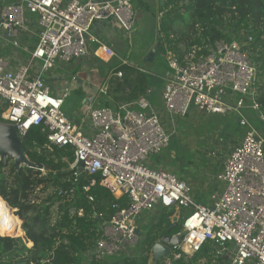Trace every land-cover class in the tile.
Wrapping results in <instances>:
<instances>
[{
  "label": "built area",
  "instance_id": "1",
  "mask_svg": "<svg viewBox=\"0 0 264 264\" xmlns=\"http://www.w3.org/2000/svg\"><path fill=\"white\" fill-rule=\"evenodd\" d=\"M160 17L158 12L157 20ZM30 19L39 33L29 58L12 70L0 57V124L13 126L21 140L36 128L45 135L47 147H70L74 156L70 169L77 170L81 164L73 183L78 174H87L92 179L85 192L98 184L115 199L127 200V206L102 226L93 255L99 259L129 253L137 245L136 220L142 213L183 208L192 211L175 233L182 236L180 243L167 244V255L148 264H174L210 242L220 264H264V132L244 116L250 112L264 125V114L255 101L259 72L252 37L217 41L206 54L195 57L193 52L184 64L166 54L169 73L160 93L161 112L146 97H139L111 107L89 106L85 116L74 122L63 110L66 91L52 95L42 75L56 62L85 59L92 44L99 45L101 59H111L113 52L100 43L92 28L95 23L113 21L125 34H132L135 14L131 0L0 3V44L19 48L18 34L27 29ZM35 62L40 64L39 71L31 74ZM112 75L122 76L119 71ZM106 91V86L99 89L102 95ZM193 111L233 114L245 130L239 141L234 139L229 146L222 170L215 176L221 192L212 194L207 205L195 201L190 185L176 173L147 162L168 148L172 136L160 115L166 114L171 121ZM72 193L73 188L58 191L66 198Z\"/></svg>",
  "mask_w": 264,
  "mask_h": 264
},
{
  "label": "trees",
  "instance_id": "2",
  "mask_svg": "<svg viewBox=\"0 0 264 264\" xmlns=\"http://www.w3.org/2000/svg\"><path fill=\"white\" fill-rule=\"evenodd\" d=\"M160 1L157 8L161 17L157 20L156 35L158 55L163 59L169 53L184 64L193 52L195 57L206 54L217 41L229 43L252 37L255 58L262 63V77L255 85V101L264 114V0ZM97 68L98 86L106 83L107 89L105 95H100L105 99V103L98 104L102 107L148 97L154 81L158 80L148 71L129 64L114 63L106 69L103 66ZM118 71L121 78L115 75L107 78L108 74ZM75 94L83 97L81 90H76ZM237 128L239 131L238 123ZM22 145L32 165L23 166L17 172L12 160L0 163V199L10 208L17 209L25 232L19 231L15 236L0 235V264L149 263L151 247L161 241L172 225L176 210L157 208L156 220L150 228L147 231L137 228V245L131 250L134 255L126 252L97 259L93 252L95 243L101 238L102 226L118 209L127 206V200L115 199L98 184L85 192L84 188L92 179L87 174H78L73 183L77 172L70 169L73 150L47 147L45 135L39 129H31L24 136ZM71 188L73 193L69 198L58 195L60 189ZM114 204L118 208H113ZM179 230L180 226H177L173 232ZM28 243H31L30 247ZM214 251V244L206 243L192 257L184 256L174 264H220L214 258Z\"/></svg>",
  "mask_w": 264,
  "mask_h": 264
},
{
  "label": "rangeland",
  "instance_id": "3",
  "mask_svg": "<svg viewBox=\"0 0 264 264\" xmlns=\"http://www.w3.org/2000/svg\"><path fill=\"white\" fill-rule=\"evenodd\" d=\"M8 2H11V0H6V3ZM148 5L149 6H147V8L149 9L150 14H143L142 20L137 23L139 26V31L134 37V40H137L136 43H133L130 46L125 41H122L124 46H122L120 49H116L118 51V55L122 59L129 60L136 66L138 65L139 67L146 70L151 69L156 74L168 73L169 71L166 68L165 61L161 56L156 55L153 57L154 59L151 62L146 61L144 54L145 49L141 50L140 48L142 39L144 42L150 43L155 36L157 43V18L155 17L156 19H153L151 17V15H154L156 7L152 2H148ZM132 9L134 11L133 6ZM0 57H3V53H0ZM261 65L262 63L260 61L255 60V66L259 72L258 79L262 77ZM109 66L110 65H106L103 67L106 69ZM97 67L101 66L97 65L93 60L83 62L73 60L67 64L56 62L54 67L49 72L44 74L46 86L50 88L51 94L53 95L55 93L56 86H59L60 90H63L65 86L73 89L72 84H76V79L80 81L79 85L81 87V91L86 90L90 95L91 93H94L97 88H103V85L98 86L99 80L95 74L98 71ZM51 75L54 77V79L50 78ZM158 82L159 80L154 81L153 83L152 88H155L152 94L153 97L156 96L158 88H160ZM87 83H90L89 86H87ZM98 94L99 95L96 98L98 101L95 102L93 107L103 103L105 100L103 97H100L102 94ZM67 96L68 97L65 99L63 110L67 117H69L74 122H77L80 120V116H85L86 111L82 96L75 94L72 90ZM152 96H150L149 99H151ZM244 116L249 121L250 125L253 126L248 119L247 114ZM160 117L162 119L161 123L163 124L164 128L169 133H171L172 136L168 148L159 155L148 158L147 162L151 163V167H160L164 170H170L176 173L177 176L184 177L186 181L191 180L190 182L193 183L192 187L194 189L196 188V193L194 191V194H197V196H202V193L200 192L204 189L202 187L203 183L212 173L214 167H216L217 164L222 160L227 148L230 146V139H232V137L230 138L229 135L234 133L240 138L244 134L245 130L242 129L240 130L241 132L236 133L238 130V118L233 114L219 116L207 115L201 112L193 111L184 117H174L171 121L166 114L162 113ZM256 124L258 125L256 128L260 132L264 131V125L259 123ZM226 143L229 145L222 149L221 145H226ZM234 143L235 141L232 142V144ZM218 148H220V150ZM206 197L210 199V195H206ZM206 197H203V199H198L197 203L201 205H207L205 199ZM179 210L180 213L176 211L175 217H177L178 226L181 228L183 218L187 216L192 210L183 208ZM16 211L17 209H13L12 215L17 221V230L25 232L23 221L21 220L20 216L16 214ZM155 214L156 210L150 213H142L136 220V226L138 225V228L142 231H147L150 228L151 223L156 220ZM2 232L3 231L0 230V234ZM23 236L24 235L19 237ZM10 238L14 239L15 237ZM27 246L30 247L31 243H28ZM128 254L134 255V253L131 251ZM150 260H153L152 251L149 254V261Z\"/></svg>",
  "mask_w": 264,
  "mask_h": 264
},
{
  "label": "crops",
  "instance_id": "4",
  "mask_svg": "<svg viewBox=\"0 0 264 264\" xmlns=\"http://www.w3.org/2000/svg\"><path fill=\"white\" fill-rule=\"evenodd\" d=\"M158 1L159 0H131V4H132V6L134 8V14L136 15L135 16L136 17V22L134 21V31L130 35L125 34L122 31V29L118 26V24H116L113 21H110V22H107V23H95V25L92 28L93 35L100 41L101 44H103V45H105V46H107V47H109L111 49V51L113 52V57L111 59H109L108 61L107 60L104 61L97 54V49H98L99 45L98 44H92L91 47H90L89 55L85 59H81V60H78V61H82L83 62V61L93 60L99 66L112 65L114 63L119 64V63L125 62L126 64H129L131 66L133 65L135 67H139L138 65L137 66L134 65V63H132L129 60L122 59L118 55V51H117L116 48L120 49L122 46H124V43H123L124 41L130 46L133 43H136L137 40H134V37L139 31V26L137 25V23L140 20H142L143 14H150L149 13L150 12L149 9L147 8V6H149L148 2H150V3L152 2L153 4H155L156 8H155V11H154V15L153 16L151 15V17L153 19H156L155 16L158 13V8H157ZM0 3H6V0H0ZM140 17H141V19H140ZM153 28H154V25H153ZM38 33H39V30L37 28L36 23L33 22L32 19H30L29 22H28V25H27V29L26 30H20V32L18 34V40H19V44H20L19 48H13V47H11L10 45H7V44H0V53H3V58H5L9 62V66H10V68L12 70L15 69L20 63H24L29 58V53L34 49V47H35V45L37 43ZM156 45H157L156 37L154 36V39H152V41L150 43L144 42L143 39H142V41L140 43V48H141V50L145 49V51H144L145 53L144 54H145V57H146L149 54V52ZM164 61H165V64L167 65L166 56L164 58ZM39 67H40L39 62H35L34 64H32L31 74H37L38 71H39ZM139 68H141V67H139ZM166 68H168V66H166ZM144 70H146V69H144ZM146 71H148L150 74H153V76L157 77V79L159 80L158 85L160 87V88H158L156 96H154V97L152 96L153 91L155 90V88L153 87L151 89V91H150L149 96L146 97V98L149 101L151 100L150 101L151 104L153 103L152 105L156 109H158L159 112H161L162 110L160 109L161 108V106H160V93H161V90L163 88L162 86H164V84H165L164 79L168 75L169 72L168 73H163V74H156L151 69L150 70H146ZM168 71H169V69H168ZM111 75H112L111 73L108 74L107 78H109ZM50 78L54 79V77L52 75L50 76ZM42 80H43L44 84L46 85V80L44 79V74L42 75ZM75 81H77V82H76V84H72L73 89H70V88H68V86H65V88L63 90H60L59 86H56V88H55L56 90H55V93L53 95L60 96L61 94L64 93V91H66V93L69 95V92L71 90L74 93H75L76 90H81L80 89L81 87L79 85L80 81L76 80V79H75ZM89 84L87 83V86H89ZM105 85H106V83L103 84V86H105ZM81 93L83 95V97H82L83 101L92 99L91 102L86 101L84 103V108L85 107L88 108L89 106L93 107L95 102L98 101V99H96V98L98 97V95H99L98 93H100V92H99V88H97L95 90V92L91 93L90 95H89V93L86 90H82ZM150 96H152L151 99H149ZM96 106H98V105H96ZM86 108H85V110H86ZM245 114H247V117L250 120V122L253 125V127H255V128L258 127V125L256 123H259V122L255 118V116L252 113H250V112H245ZM81 117L82 116H80V118ZM240 130H242V128H240ZM240 130L237 131L236 133L241 132ZM229 136H230V138L232 137V139H230L231 140L230 145L232 144L234 139L237 140V142L240 139L234 133H231ZM237 138H239V139H237ZM227 143H226V145L225 144L224 145L220 144L222 146L221 148L224 149L225 146L229 145ZM218 149L220 150V148H218ZM228 150H229V147L227 148V151H226L225 155L227 154ZM224 156H223L222 160L217 164V166L214 167V169L212 170V173L206 178L205 182L203 183L202 187L204 189L201 190V192H200V193H202V196H197V194H194V191L196 193V190H195L196 188L194 189L192 187L193 183L190 182L191 180L186 181L184 177L182 178V177L178 176L180 179H182L183 181L187 182L190 185V187L192 188L193 198L195 199L196 202H197L198 199H203V197H206V195H208V196L210 195V197H211L212 194L216 195V194L221 192V186H219L218 183L215 181V176H216V174H218L222 170ZM149 166H151L150 162H149ZM155 168H158V167H155ZM159 169H161V168L159 167ZM162 170H164V169H162ZM168 171H170V170H168ZM205 199H206L207 204H209L210 203V199H208L207 197ZM208 200H209V202H208ZM136 227L138 228V225Z\"/></svg>",
  "mask_w": 264,
  "mask_h": 264
},
{
  "label": "water",
  "instance_id": "5",
  "mask_svg": "<svg viewBox=\"0 0 264 264\" xmlns=\"http://www.w3.org/2000/svg\"><path fill=\"white\" fill-rule=\"evenodd\" d=\"M161 3V1L159 0ZM159 44H157L146 56V61L151 62L153 57L159 54ZM90 100H84L83 104ZM88 106V105H87ZM10 159L13 162V168L15 171H19L23 166H31L22 145V140L18 137L17 132L13 126L0 124V163L5 164L6 161ZM80 167L77 168V171L80 172ZM81 176V174H80ZM178 226L177 217L172 218V225L166 230L165 235L159 241L151 247L153 254V260L157 262L161 257L167 255L168 247L167 244L176 246L180 243L182 238L181 235H176L173 231ZM17 238V237H16Z\"/></svg>",
  "mask_w": 264,
  "mask_h": 264
},
{
  "label": "bare ground",
  "instance_id": "6",
  "mask_svg": "<svg viewBox=\"0 0 264 264\" xmlns=\"http://www.w3.org/2000/svg\"><path fill=\"white\" fill-rule=\"evenodd\" d=\"M12 211L13 209L0 199V230L3 231L1 236H15L19 233Z\"/></svg>",
  "mask_w": 264,
  "mask_h": 264
}]
</instances>
